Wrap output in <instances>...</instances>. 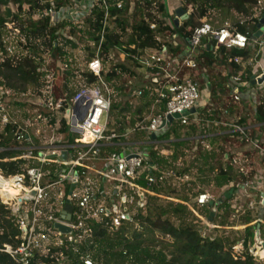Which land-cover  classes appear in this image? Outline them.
I'll list each match as a JSON object with an SVG mask.
<instances>
[{"label": "built area", "instance_id": "2783aa9c", "mask_svg": "<svg viewBox=\"0 0 264 264\" xmlns=\"http://www.w3.org/2000/svg\"><path fill=\"white\" fill-rule=\"evenodd\" d=\"M57 1L44 0L49 5L46 15L54 25L78 23L85 18L86 10L92 7L89 0H70L61 6ZM101 2L107 22L109 2ZM87 3L89 5H85ZM118 7L121 8V4ZM193 9L186 11L187 14L190 15ZM253 18L258 19L259 24L264 19V0H257ZM7 27L9 33L2 39L4 51L0 56L4 53L12 56L18 42L20 31L9 28L8 24ZM259 33V36L252 37L249 32H238L229 21L220 26L203 22L193 30L189 41L174 35L161 48L147 49L138 58L137 68L132 64L138 76H129L125 84L130 101L136 100L139 105L147 93L151 102L135 125L130 124V114H112L115 93L106 80L110 70L101 58L100 48L87 61V72L98 78L95 83L87 84L84 79L85 84L78 87L71 98L58 97L52 86L49 91L33 93L34 101L27 103L41 107V112L23 123L11 113L10 105L17 94L6 89L0 81V131L8 136V127L16 126L12 132L18 143L15 150L21 151L19 159L27 162L21 174L5 176L0 171V205L16 210L20 231V244L17 247L3 245L0 252L18 264H32L35 257L48 255L52 248L63 246L65 240L82 243L89 239L94 233L95 223L101 222L102 228L108 232L120 230L124 225L137 230L145 208H149L152 199L164 191L171 178L189 180L187 171L181 168V157L177 155L175 143L179 141L196 140L206 150L212 151L210 139L223 136L237 139L251 150L264 154L262 142L251 135V127L240 124V120L216 117L226 118L229 116L227 110L212 108L206 111L211 102V84L206 78L202 82L197 79L206 52H212L215 57L221 48L227 52H245V55L230 59V63L239 66L241 71L235 76L227 71L229 95L237 102L244 97L251 103L259 100L260 94L264 93V81L258 84V80L264 77V26L258 28ZM158 41L165 40L159 37ZM180 47L182 50L178 51ZM247 72L251 82L242 80ZM253 81L257 82L256 85H252ZM256 87L258 89L254 91L252 88ZM27 95L23 93L18 97ZM22 101L17 103L26 104ZM61 110H65L69 128L80 135L79 138L69 141L47 124V117H55ZM119 121L128 125L124 133L117 131ZM174 123L183 129L181 139L173 133L169 139H162L161 136L172 130ZM191 126L200 133L188 137ZM46 129L48 133L44 134ZM138 135H144V140H131L132 136ZM3 150L0 148V152ZM65 152L67 156L63 160ZM176 155L177 160L173 161ZM156 158L165 159L167 164H159ZM240 161L238 158L231 160L232 164L240 165V172L244 173V165L239 164ZM34 162L35 165L32 164ZM259 185L255 177L251 182L246 180L232 185L231 193L246 198V201L253 200L257 194L259 202L250 201L248 212L261 219L264 189ZM156 187L162 191L158 193L153 189ZM179 201L189 207L188 201ZM209 204L217 213L223 202L208 191L198 190L196 207ZM67 205L72 206L70 220L65 212ZM57 225L69 228L70 232L62 234ZM84 264L95 262L87 256Z\"/></svg>", "mask_w": 264, "mask_h": 264}, {"label": "trees", "instance_id": "16d2710c", "mask_svg": "<svg viewBox=\"0 0 264 264\" xmlns=\"http://www.w3.org/2000/svg\"><path fill=\"white\" fill-rule=\"evenodd\" d=\"M119 1L123 2L121 8L116 4ZM69 2L70 0H58L57 5L61 6ZM108 2L110 17L107 22H105L102 2L99 0L94 11L79 24L63 22L54 25L51 18L46 15L49 5L44 3V0H0V54L4 51L2 39L9 33L8 23L3 16L2 9L10 4L16 7L11 23L14 24L15 29L20 31L17 34L18 42L14 54L8 56L4 53L0 56V81L3 86L17 95L26 93L30 87L39 94L41 90L49 91L55 76L62 75L66 78L65 94L71 98L73 94L69 85L76 77L82 76L87 84L95 83L98 80L97 76L75 69L74 59L69 51L77 47L76 41L83 40V36H87L88 40L93 43V47L87 46L86 48L89 51V58L94 57L96 50L100 48V55L106 66L111 59L112 52L117 51L127 56L137 68L138 58L147 49L161 48L174 35L179 36L183 41H189L193 30L201 26L203 20L210 18L212 12L228 13L236 20L232 24L238 32H249L252 37L258 35L259 20L253 18L257 0H185L186 5H194V9L189 18L182 21L179 27H176L174 19L168 12L166 0H108ZM129 13H131L130 17ZM240 18L244 21H240ZM86 26L88 29L85 30L83 27ZM67 28L70 33L68 37L63 34V30ZM159 37L165 41H158ZM55 50L59 57L55 75L39 72L40 66L45 64L43 57L52 55ZM177 50L180 51L182 48ZM242 55H245V52L237 50L227 52L221 48L217 57L212 52H206L203 58L207 59V66L213 64L227 66L229 74L235 76L239 74L241 68L230 63V59ZM127 76H138V74L129 65L118 63L110 69L106 80L113 87L115 97L121 96L126 99L124 104L114 103L112 114L118 115L116 111L121 108L118 116L122 113L130 114L132 116L130 124L135 125L144 111L151 106V102L146 93L139 105L131 104L125 83L121 82ZM228 79L226 77L227 91H229ZM242 80L251 82L250 73L243 75ZM210 86L213 87V95L218 99L223 92H226L221 83ZM246 98L244 97L242 102H247ZM14 106V110H11L12 116L21 123L41 112V107H29L22 103H15ZM255 115L257 122L263 125L264 93L259 96ZM47 118V124L53 126L56 132L66 130L65 113H57L55 117L48 116ZM58 124L62 126L61 130L57 127ZM240 124L246 125L245 120L241 119ZM118 125V132L124 133L127 130L125 122L119 121ZM15 128L14 125L8 127V136H4V133L0 131V148L4 149L0 152V171L5 176L21 174L27 167V162L19 159L22 152L15 150L18 146L12 134ZM172 132L173 130H170L161 138L169 139ZM199 133L195 126H191L187 136L194 137ZM176 136H178L177 139H181L178 133ZM253 138L261 139L259 136H253ZM188 143L189 140H185L175 145L181 147ZM110 151H114V148H110ZM152 156L154 157L155 154ZM214 158L215 155H202V159L206 161ZM156 160L159 164H167L163 158H156ZM176 160L177 155L173 158V161ZM207 164L205 162L203 165ZM233 180H235L233 165L229 163L225 167L221 164L214 180L215 184L221 188ZM153 189L158 193L162 191L159 187ZM10 192L14 194L12 190ZM229 195L230 193L225 195L223 200L227 201ZM183 201L187 202L186 198H183ZM156 211L154 215L149 211L148 216L144 218L146 225L143 232L134 231L130 235L132 227L124 225L114 237H111L107 234V230L102 228L101 222L95 223L91 238L82 243L65 240L63 246L52 248L48 255L35 257L32 264H84V257L87 256L95 264H262L257 262L249 247L255 244L257 238L256 225L248 227L242 239L222 236L208 238L204 236V230L200 228L201 222L186 205L172 203L166 207L160 206L156 208ZM198 211L210 222H214L217 217L211 204L198 208ZM219 211L226 216L229 215L228 208L224 209L223 204ZM259 217L264 219V213H260ZM252 222L253 218L249 213L244 223ZM218 226L227 227L229 225L226 219H223ZM157 234L169 236L172 242L156 240ZM19 236L16 210L0 205V248L3 245L17 247L20 244ZM259 237L264 239V226L261 224H259ZM239 243L243 244V250L235 255L234 248ZM0 264L18 263L13 261L9 255L0 252Z\"/></svg>", "mask_w": 264, "mask_h": 264}, {"label": "rangeland", "instance_id": "374dc122", "mask_svg": "<svg viewBox=\"0 0 264 264\" xmlns=\"http://www.w3.org/2000/svg\"><path fill=\"white\" fill-rule=\"evenodd\" d=\"M134 1V0H133ZM99 0H95L93 2L89 0V4L92 5L91 9L88 8L85 13V17L89 16L94 9L96 8ZM132 3V1H131ZM134 3V2H133ZM167 6H168V12L170 16L175 20L176 18V11L178 9H184L185 11L190 10L193 8L194 5H186L185 0H166ZM88 3L85 5H89ZM117 6L121 4L123 7V2H117ZM134 7V4H132ZM3 16H5L6 21L8 23L9 28L15 29V26L13 23H11V20L13 18V15L16 13V7L13 4H10L9 6L2 9ZM231 14V13H230ZM131 13L128 14L130 17ZM225 16H228L225 18ZM37 19V17H35ZM84 19V18H83ZM82 19V20H83ZM82 20H80L79 24ZM240 21H244V19H239ZM229 21L230 23H234L236 21L231 15L228 13H221V12H212L211 17L208 19L203 20V22H213L217 26H220L223 22ZM182 22V21H181ZM181 25V23H180ZM115 24L113 25V27ZM85 30L88 29V27H83ZM63 34L68 37L69 28L63 30ZM70 36V35H69ZM72 38V37H71ZM77 47L70 49V54L73 56L74 59V66L76 70H80V72L84 73L87 71V61L89 60V51L86 49L87 46L93 47V43L88 40L87 36H83V40H77ZM45 64H42L39 68V72H46L50 74L56 73L57 65H58V55L56 53V50L52 55L44 56ZM118 63H124L132 67V63L128 59L127 56L116 52H112L111 59L107 63L106 67L110 70L113 68L114 65ZM226 74H227V66L224 65H217L213 64L212 66H207V59L204 58L200 71L197 74V79H199L201 82L203 81V78H206L207 81L215 86L217 83H221L223 88H225V93L223 92L221 94V97L218 99L216 96L213 95V90L211 88V102L209 105L206 106V111L211 110L212 108L216 109H224L228 111L229 116L227 117H220L222 120H245V123L247 126L252 128V137L253 136H259L261 137L260 141L262 142V147L264 149V124H260L257 122L255 110L258 106L259 100L256 102H237L229 95V91H227V81H226ZM129 76L125 77L121 82L127 83ZM52 87L55 91V95L58 97H66L65 94V83L66 78L62 75H56L54 80L52 81ZM85 81L82 76L76 77L75 80H73L69 87L71 89V93H73L78 87L81 85H84ZM204 84V83H203ZM254 91L258 89L252 88ZM36 93L35 89L32 87L28 88V91L25 94H28L25 97H18V95L13 97L14 101L10 105L11 110H14L15 106L14 104L17 103V101L22 102L26 101L27 106L32 107L31 105H28L27 101H34L33 96ZM14 94H17L14 92ZM32 97V98H31ZM33 99V100H32ZM125 98L121 96H116L114 98L115 103H123L125 102ZM124 104V103H123ZM132 105H137L138 102L136 100L131 101ZM121 111V108H119L116 113L119 115ZM65 113V110H61L58 112V114ZM128 114V113H124ZM217 117V116H216ZM66 123V130L64 132L58 131L57 134L60 137H65L69 141H73L76 138H79L80 135L73 133L68 125V121L65 118ZM128 126V125H127ZM59 129H62V126L58 124ZM58 129V128H56ZM173 134L176 138V134L178 133L181 137L183 135L182 128L179 124L174 123V126L172 127ZM177 132V133H176ZM48 133V130L46 129L44 134ZM220 138L218 141L211 142V148L212 151L206 150L202 144H199L195 142L196 140L189 141L188 144L182 145L181 147L176 146V151L178 157H181L180 165L181 168L187 171L189 175V180L186 181H180L177 179L171 178L169 181L170 183H166L164 187V191L161 192L160 195L156 196V198H153L151 201V205L149 208H145V211L142 213V221L141 225L137 230L132 229V232L129 233L130 235L133 234L134 231L137 232H143L146 222L144 221V218L148 216L149 211L152 212L154 215L156 211V208L163 206L166 207L172 203L177 204L180 202L179 200L183 198H186L188 201L189 211L192 212V214L201 222L200 228H202L203 234L205 237L208 238H220L222 237H228L231 239H242L246 235V229L248 227L257 226L256 232H257V238L255 241V244L253 246H249L251 249V254H253L257 260V262L264 264V239L259 237V224L264 226V219H258L257 214H251L253 218V222L250 224H245L244 219L249 214L248 212V206L250 201L259 202V197L257 194L253 197V200L250 199L249 201H246V198H239L237 196L232 195V185L236 186L238 184H241L243 182L247 181H253L255 177H257L258 182L261 184L259 185L264 189V154H260L257 151L251 150V148L247 145L242 144V142L238 141L237 139H232L229 137L223 138V136H219ZM134 141L144 140V135H138L136 137L132 136V139ZM145 147V146H144ZM202 155H215L214 159H208V161L202 159ZM234 158L240 159L241 165H244V173L240 172L241 166L238 164H232L231 160ZM208 163L207 165H203L204 163ZM231 163L233 165V175L235 177V180H233L232 184L225 185L221 188H219L214 180L216 178V175L218 174V171L220 169L221 164L225 167ZM35 165V162L32 163ZM57 169L60 168L59 166L54 165ZM180 169L179 171H181ZM202 171H200V170ZM243 175V177L241 176ZM243 178V179H241ZM198 190L201 191H208L210 192L215 199L222 201L224 205V209L228 208L229 215L226 216L222 212H215L217 217L214 222H210L206 217L201 216L200 212L198 211V208L195 205V198L197 195ZM229 198L227 201H224L225 195L229 194ZM238 198V199H237ZM236 206V209L233 207ZM191 219V218H190ZM223 219H226V222L229 226L227 227H217L219 222H221ZM118 230H110L107 231V234L111 237H114ZM93 234L89 237L91 238ZM88 239V238H87ZM156 240H167L172 242L169 236H165L163 234H157ZM243 250V244L239 243L234 248V254H240Z\"/></svg>", "mask_w": 264, "mask_h": 264}, {"label": "water", "instance_id": "95a60500", "mask_svg": "<svg viewBox=\"0 0 264 264\" xmlns=\"http://www.w3.org/2000/svg\"><path fill=\"white\" fill-rule=\"evenodd\" d=\"M176 15V18L174 20V23L176 25V27H179L180 26V22L181 21H185L189 18V15L187 14V12L184 10V9H178L175 13ZM262 26H264V19L260 22V24L258 25V28H261ZM260 33L257 35L259 36ZM264 81V77H262L261 79L258 80V84H262ZM257 82L253 81L252 82V85H256ZM194 112V110L192 111ZM69 116V112L66 113V117ZM170 121L173 122V118H170ZM66 156H67V153L65 152L63 154V157L62 159L63 160H66ZM65 212L68 214L67 215V219L70 220L71 218V212H72V206L70 205H67L66 208H65ZM56 228L62 233V234H68L70 232V229L65 227V226H62V225H57Z\"/></svg>", "mask_w": 264, "mask_h": 264}, {"label": "crops", "instance_id": "0c3cea01", "mask_svg": "<svg viewBox=\"0 0 264 264\" xmlns=\"http://www.w3.org/2000/svg\"><path fill=\"white\" fill-rule=\"evenodd\" d=\"M219 138H220V137H214V138L210 139V141H211V142L218 141Z\"/></svg>", "mask_w": 264, "mask_h": 264}]
</instances>
